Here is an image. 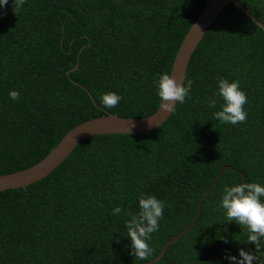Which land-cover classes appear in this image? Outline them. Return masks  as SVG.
Here are the masks:
<instances>
[{
    "label": "trees",
    "instance_id": "1",
    "mask_svg": "<svg viewBox=\"0 0 264 264\" xmlns=\"http://www.w3.org/2000/svg\"><path fill=\"white\" fill-rule=\"evenodd\" d=\"M209 1L26 0L15 14L9 0L0 9V176L35 166L89 120L153 115L156 81L170 74ZM237 1L264 25V0ZM219 78L247 94L245 123L214 118ZM185 86L189 98L160 128L91 137L46 179L0 193V264H145L192 222L223 167L264 186V31L228 5L193 55ZM109 92L123 99L105 109ZM242 180L225 171L195 226L156 264H229L226 255L255 252L220 207L225 187ZM141 196L165 203L148 261L130 254L126 228ZM116 207L124 211L113 215Z\"/></svg>",
    "mask_w": 264,
    "mask_h": 264
},
{
    "label": "clouds",
    "instance_id": "2",
    "mask_svg": "<svg viewBox=\"0 0 264 264\" xmlns=\"http://www.w3.org/2000/svg\"><path fill=\"white\" fill-rule=\"evenodd\" d=\"M9 0H0V9L7 6ZM26 3V0H13V11L16 14ZM157 95L161 101V110L173 112L177 104L186 103L189 98V88L179 83L168 73L159 76L156 81ZM13 101L20 100V93H9ZM222 98V110L214 114V118L222 124L236 126L247 121L248 113L244 106L248 102L247 94L240 88V82H229L226 79H218V92L215 94ZM123 98L109 92L102 96V105L105 109L115 108ZM215 98L208 99V107H216ZM220 207L224 210L229 222L238 224L246 229L247 243L255 246V252L241 249L239 259L236 256L226 255L229 264H264L261 258V241H264V186L258 183H243L237 186L225 187ZM165 203L154 196L139 198V213L132 215L126 221L127 237L131 240V255L135 258L148 261L153 255V248L149 241L151 235L159 231L160 220L163 218ZM122 207H116L113 215L123 212ZM224 243H228L225 239Z\"/></svg>",
    "mask_w": 264,
    "mask_h": 264
},
{
    "label": "water",
    "instance_id": "3",
    "mask_svg": "<svg viewBox=\"0 0 264 264\" xmlns=\"http://www.w3.org/2000/svg\"><path fill=\"white\" fill-rule=\"evenodd\" d=\"M230 4H234L241 10L249 19H251L258 27L264 31V25L254 18L246 9H244L237 0H210L201 15L191 26L187 35L185 36L179 50L176 54L172 65L170 75L174 77L179 83H186L187 72L197 48L202 43L203 39L219 20L221 14ZM91 100L94 102L93 98ZM178 105V104H177ZM176 105V107H177ZM175 107V110H176ZM165 112L161 110V103L158 110L151 116L142 119H126L117 117L115 115L107 114L104 117L89 120L72 129L61 142L51 150L41 162L26 170H22L13 174L0 176V193L25 189L30 185L38 183L49 177L55 170H57L81 145L85 140L91 137L106 136V135H144L155 129L160 128L166 123L175 112ZM234 171L243 177L240 184L247 183V176L244 172L234 169L231 166L223 167L218 176L214 179L202 196L197 212L192 222L177 236L168 241L160 255L155 259L145 264H156L162 260L167 253L170 246L179 241L183 236L191 231L199 220L205 201L213 190L217 181L222 177L225 171ZM239 184V185H240Z\"/></svg>",
    "mask_w": 264,
    "mask_h": 264
}]
</instances>
